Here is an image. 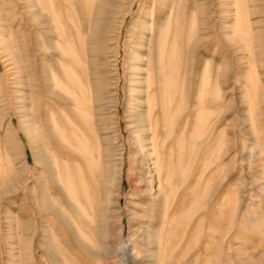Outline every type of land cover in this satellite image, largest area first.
<instances>
[{
  "label": "rangeland",
  "instance_id": "374dc122",
  "mask_svg": "<svg viewBox=\"0 0 264 264\" xmlns=\"http://www.w3.org/2000/svg\"><path fill=\"white\" fill-rule=\"evenodd\" d=\"M28 1L31 8L45 2L56 16L47 17L50 32L44 33L38 18H21V0H0V188L14 173L21 180L0 193V264H264V0H180L181 9L184 3L188 9L173 21L180 30L171 40V47L178 46L172 47V55H179L173 56L167 74L170 89L156 98L164 119L153 120L164 129L168 143L159 196L153 160L141 154L135 140L138 108L131 92L141 22H149L154 2L77 0L83 17L79 20L76 14L78 28L73 29L76 57L57 38L69 26L72 10L66 18L65 6H74V1ZM112 1L117 2L114 19L105 27L112 41L103 47V59H97V41L91 34L96 21L102 25L103 20L95 14L108 10ZM35 13H41L40 8L27 15ZM192 36L197 39L193 48ZM3 40L19 55L23 73L15 72ZM41 42L47 49L38 45ZM100 69L109 71L116 97L103 112L92 110L100 104L94 87ZM79 80L84 96L76 105L46 92L47 87L65 92V84L76 89ZM138 99L147 114L145 96V101ZM146 128L151 133L148 123ZM70 131H86L80 140L84 146L92 142L93 149L68 157ZM107 145L114 149L111 160L104 157ZM68 162L82 180L91 177L90 187L84 179V191L78 192L82 199L84 193L88 196L77 208L78 239L66 235L52 217V237L39 247L37 240L27 239L33 232L31 211L46 189L53 192L51 203L60 207L63 198L56 196L61 192L57 186L66 182ZM106 164H113L117 178L112 192L105 194Z\"/></svg>",
  "mask_w": 264,
  "mask_h": 264
},
{
  "label": "bare ground",
  "instance_id": "6f19581e",
  "mask_svg": "<svg viewBox=\"0 0 264 264\" xmlns=\"http://www.w3.org/2000/svg\"><path fill=\"white\" fill-rule=\"evenodd\" d=\"M69 1V0H68ZM72 3L74 1V6H70L69 7L65 6L67 8L66 10V18L68 15V10L71 9V15H69V26H67L64 30H60L57 33V38L59 39V45L60 43H64L67 46V50L74 54L77 57V49L75 48L73 42V29L77 27V20L79 18H82V12L80 9V6L76 7L75 3L77 5V0H71ZM50 2V1H49ZM154 2V3H153ZM115 3H117L116 1H112V4L108 6V10H101L99 13H96L95 15L100 18H102L103 20V24L100 25L101 23H96L93 25L92 28V34H91V38L93 40H96L97 45L95 48L97 52V54H99V57L97 59H103L100 55V53L102 52L103 47H105L108 43V40L112 41V37L110 35V37L105 34L107 33V28L106 24L108 23V26H110L114 19V8H115ZM152 7L150 12L148 13L149 17V22L146 21V18H144V20L141 22V41L139 43V46L141 48L140 52L135 53L133 59V69H134V79L132 81H134L135 86L133 87V89L131 90V92L133 93L134 98L132 97L133 101L136 102V107L138 108V110H136V112H134V118H135V122H136V130H134L135 135H136V142L138 145V148L141 152V154L144 155V157L148 158L150 161L153 162V171H154V175H155V179L157 182V195L159 196L162 193V176L163 174L166 172V166H167V157L166 155V149L167 148V141H166V135H164V129L163 128H159L153 120H155V118L157 120H162L164 119L165 116V111L163 106H160L158 104H156V98L160 97V94L162 92H167L168 89H170V86L167 85V74L171 73V70L173 68V61L174 58L173 56L176 55L178 53V51L176 52V54L174 53V55H172V51L178 47L175 45V42L173 43L172 47H175L174 49H172L171 47V40L174 37L175 34H177L178 36V32L176 33L175 30L176 28L174 27V23L173 21L175 20V18H178V16H182L184 14L187 13V9L188 7H186V3H184L186 9H181V2L180 0H152ZM21 8L23 10H25V14H21V18H25V19H39V21L37 22V24H41L43 26V32L44 33H49L50 30L46 29V25L48 24L47 17L50 18H54L55 16L52 15L53 13L51 12V9L49 10V8H47L45 2H40L37 3V6H35V8H31L30 6V2L28 0H21ZM107 4V3H106ZM55 4H52L50 8H52ZM112 5H114L112 7ZM188 6V4H187ZM40 8L41 13H35L32 16H28L27 13L29 11H34L36 10V8ZM97 10V9H96ZM11 12V11H10ZM54 12V11H53ZM62 12V11H61ZM191 12V11H190ZM76 14L80 17H78V19L76 20ZM74 15V17H73ZM193 15V12H192ZM54 16V17H53ZM58 16V15H57ZM95 16V18H97ZM185 16V15H184ZM98 17V18H99ZM194 17V16H193ZM192 16L189 17V19L191 20L190 23L191 24H195V20ZM182 19V17H181ZM188 20V18H186ZM29 20V21H30ZM80 20V19H79ZM101 20V19H100ZM60 21V20H59ZM189 21V20H188ZM180 22V21H179ZM184 22V21H183ZM206 22V21H204ZM53 23H54V19H53ZM62 23V21H61ZM80 23V22H79ZM182 23V22H181ZM176 24V23H175ZM186 24V23H185ZM184 25V24H183ZM188 25V24H187ZM191 25V26H193ZM48 26V25H47ZM181 26V25H180ZM184 27V26H183ZM4 28V27H1ZM51 28V27H50ZM78 28V27H77ZM179 28V26H178ZM183 29V28H182ZM76 30V29H75ZM180 30V29H177ZM176 30V31H177ZM193 30V28H192ZM54 31V30H53ZM182 31V30H181ZM180 31V33H181ZM32 32V31H31ZM186 34H188L187 32H185ZM77 35V34H76ZM107 35V36H106ZM66 36L69 37L66 38ZM176 36V37H177ZM182 35H180L181 38ZM102 37V38H101ZM175 37V38H176ZM178 39V38H177ZM177 39H174L177 41ZM179 40V39H178ZM197 39H194V36H192L191 41L192 42V48L193 46H195V41ZM75 42V41H74ZM178 42V41H177ZM187 42V41H185ZM2 45L6 51H8L7 53H11L12 55V59H13V63L15 64L14 68H15V72L17 74H21L24 72L23 70V66L20 65V60H19V55L16 57V55H14L11 51L12 47L10 46L9 43H7L5 40L1 41ZM179 44V42H178ZM38 45H41L42 49L45 50L47 49L43 43H38ZM37 45V46H38ZM76 45V43H75ZM95 45V44H94ZM180 46V45H179ZM26 47V46H25ZM56 47V46H55ZM23 49V48H22ZM57 49V48H56ZM93 48V51L95 50ZM98 49V50H97ZM106 49V47L104 48V50ZM178 49V48H177ZM176 49V50H177ZM39 50V49H38ZM67 51V52H68ZM68 52V53H69ZM92 52V51H90ZM105 52V51H104ZM175 52V51H174ZM62 53V52H60ZM69 53V54H70ZM96 53V52H95ZM181 53V52H180ZM5 54V53H4ZM24 54V53H23ZM27 54V53H26ZM96 54V56H97ZM7 54H5L6 56ZM9 55V54H8ZM25 55V54H24ZM179 55V54H177ZM10 56V55H9ZM75 56L71 55V57L75 58ZM29 58V57H28ZM106 58V57H105ZM98 61V60H97ZM179 61V60H178ZM47 64V63H46ZM52 66V65H51ZM66 67V66H65ZM107 67V66H106ZM178 67V65H177ZM180 67V65H179ZM49 68V67H48ZM52 68V67H51ZM69 69V67H67ZM53 69V68H52ZM51 69V70H52ZM97 69V68H96ZM43 71L45 69H42ZM41 70V71H42ZM178 70V69H177ZM179 71V70H178ZM40 72V71H39ZM39 72L37 74H39ZM47 72V71H46ZM43 73V72H41ZM40 73V75H41ZM103 73V74H102ZM108 73L109 71H104L102 69L99 71H95V74L97 75L95 82H94V87H96V95L97 99L95 100L96 103H100L99 105H96V107H93L92 110L96 109L97 111H105L107 109V102L111 101V100H116V97H114V92L112 91L114 86V83H110L108 82ZM178 73V72H176ZM47 74V73H46ZM46 74H43L46 75ZM49 74V73H48ZM51 74V73H50ZM54 74V73H53ZM86 75V74H85ZM39 77V75H38ZM48 78H50L49 76H47ZM54 77V76H53ZM23 77H19V82H22ZM76 79V77H74ZM179 78V77H178ZM38 79V78H37ZM45 79V78H44ZM43 79V80H44ZM58 78H56L55 81ZM70 79H73L72 77ZM42 80V81H43ZM49 80V79H48ZM51 80V79H50ZM41 81V80H40ZM39 81V83H41ZM73 81V80H72ZM173 79L171 80V86L173 84ZM178 81V80H177ZM45 82V81H44ZM53 82V81H52ZM77 83V82H76ZM79 86L76 87V89H71L67 84H65V86L67 87V89L64 91H59V89H48L49 87H47L46 92L48 91V93H50L52 95V97H55L56 99H62L63 101L69 103V101L72 102V104L76 105L77 99L78 98H83V90L84 87L82 85V83L79 80ZM176 83V82H175ZM178 83V82H177ZM176 83V84H177ZM91 84V83H90ZM170 84V83H169ZM52 86V85H51ZM175 86V85H174ZM45 87V86H44ZM58 87V86H57ZM176 87V86H175ZM52 88V87H51ZM75 88V87H74ZM31 90V89H30ZM42 90V89H41ZM173 90V89H172ZM171 91V90H170ZM169 93V92H168ZM167 93V94H168ZM38 94V93H37ZM78 95L82 96V97H78ZM143 96H145L146 98V111L147 114H145L142 111V101L138 98H142ZM165 97V96H164ZM22 98V97H21ZM143 101H145L143 99ZM163 102V101H162ZM38 103V102H37ZM71 104V105H72ZM160 104V102H159ZM92 105V103H91ZM156 105V106H155ZM165 105V104H163ZM171 106V105H170ZM169 107V106H168ZM167 107V109H169ZM27 109V108H26ZM179 109V108H178ZM74 110V108H73ZM75 111V110H74ZM178 111V110H177ZM169 112V110H168ZM175 112V111H174ZM98 113V112H97ZM80 114V113H79ZM100 114V113H99ZM176 114V113H175ZM68 115V114H67ZM103 115V114H102ZM73 117V116H72ZM133 117V116H132ZM147 117V118H146ZM168 117V114H167ZM31 118V117H30ZM67 118V117H66ZM70 120V119H69ZM73 120V119H72ZM22 122V121H20ZM87 122V121H86ZM69 123V122H68ZM73 123V122H72ZM91 123V122H90ZM149 124L150 126V131L151 133H149V131L146 128V124ZM27 124V123H26ZM84 124V123H83ZM101 124V123H100ZM155 124V126H154ZM71 126V124H68ZM22 126V125H21ZM95 126V125H94ZM29 127V126H28ZM24 129V128H23ZM28 129V128H27ZM26 129V130H27ZM91 131V130H90ZM86 132V131H85ZM85 132H77V134L72 131H70V133L67 136V145L65 144L66 148H67V155L70 158H74L75 153H78V151H83L85 152V148L89 151H91L93 148L91 147L92 142L90 141H85V146L83 144V141H81V135H86ZM99 131H96V133ZM171 132V131H170ZM31 133V132H30ZM92 133V132H91ZM94 134V133H93ZM170 134V133H169ZM97 134H95L96 137ZM172 135V133H171ZM94 136V135H93ZM108 136V135H107ZM31 137V136H30ZM87 137V136H86ZM94 137V140L96 139ZM100 137V136H98ZM159 138H161V140H159ZM60 139V138H58ZM85 139V138H84ZM99 139V138H98ZM102 139V138H100ZM101 141V140H100ZM104 141V140H103ZM171 141V140H170ZM55 142V140H54ZM53 142V143H54ZM64 143V142H63ZM56 144V143H55ZM58 144V143H57ZM62 144V143H61ZM60 146V145H59ZM64 146V145H63ZM64 146V147H65ZM96 146V145H95ZM94 146V147H95ZM173 146V145H172ZM113 146L111 145H107L106 146V153L107 154L105 157V159H109L111 160L112 157L114 156L112 152H114L112 150ZM172 149V147H170ZM101 149V148H100ZM96 149H94L95 151ZM101 151V150H100ZM103 151V149H102ZM93 152V151H92ZM105 152V151H104ZM43 156V155H42ZM79 156L77 155V158ZM46 158V157H45ZM80 158V157H79ZM85 159H89L85 158ZM75 161V160H74ZM108 161V160H107ZM79 162V161H77ZM79 164V163H78ZM73 165V164H72ZM69 164L66 166V171L67 174L65 176L66 177V182L62 185V186H57V190L61 191V192H57L56 196L57 197H62L63 198V203L60 205V207H57L55 204L51 203L52 202V196H53V192L51 193L50 190L46 189V192L44 194H42L43 196L41 197V201L39 203L36 202L35 205V209L32 210V214L29 220H31L32 224H33V232L32 234L27 235V239L29 240V242H35L36 240L39 242V247H41V245H43L42 243L47 241L50 237H52V224L49 223L50 219H52V217H57V219L61 222L62 226L64 227V229L66 230V235H68L69 237H71L74 240L76 239V231L77 229H75V217L78 215V211L77 208H79V210L82 208L83 206V201L85 199H88L87 194L84 193V199L80 198L79 196L81 194H78L79 191H84V183H82V181L84 179H86V183L89 185H91V177L90 176H84L82 178H84L83 180L79 177L78 173H76L74 167ZM80 165V164H79ZM91 165V164H90ZM105 165V164H104ZM103 165V166H104ZM107 167H105V171H103L102 174H104L103 177V181H104V193H111L112 192V183L113 181L116 182L115 177L116 173L115 171L112 169V165L113 164H106ZM87 166V165H86ZM93 166V165H92ZM90 167V166H89ZM101 166H99L100 168ZM76 168V167H75ZM94 168V166H93ZM79 170V169H78ZM89 170V169H88ZM101 170V169H100ZM17 171V170H16ZM15 171V172H16ZM19 171V170H18ZM24 171V170H23ZM51 171V170H50ZM96 172V170H94ZM99 171V170H98ZM84 172V171H83ZM82 172V173H83ZM86 172V171H85ZM84 172V173H85ZM93 172V171H92ZM101 172V171H99ZM80 173V172H79ZM82 173L80 174V176L82 175ZM98 174V173H96ZM95 174V175H96ZM97 176V175H96ZM99 176V174H98ZM22 177V176H21ZM60 177V176H59ZM58 180V178H57ZM60 180V179H59ZM58 180V181H59ZM20 177L19 174L14 173L13 176L9 179V183H7L6 185H3V187L0 188V193L2 192V190H4V188L7 187H12L13 185H17L20 182ZM102 181V178H101ZM58 183V182H57ZM63 183V182H61ZM55 184V183H54ZM60 184V183H59ZM99 187V186H98ZM63 191H62V189ZM94 188V187H93ZM89 189V188H87ZM99 191V190H98ZM63 192V193H62ZM90 192V190H89ZM95 192V191H93ZM101 192V191H100ZM95 194V193H94ZM92 193V195H94ZM103 194V192H102ZM105 194H103L105 196ZM66 195V196H65ZM89 195V193H88ZM96 196V195H94ZM94 196H90V197H94ZM107 196V195H106ZM165 196V197H164ZM164 198H167L166 195H163ZM28 198V197H27ZM96 198V197H95ZM163 198V200H164ZM32 199V198H31ZM102 199V198H101ZM93 200V199H92ZM166 200V199H165ZM164 200V201H165ZM60 201V200H59ZM163 201V202H164ZM21 210V209H20ZM27 210V209H25ZM30 211V210H29ZM104 211V210H103ZM22 212V211H21ZM25 212V211H24ZM30 212V213H31ZM84 212V211H83ZM88 212V211H87ZM23 214V212H22ZM28 216V215H27ZM37 216V217H36ZM78 217V216H77ZM85 217V216H84ZM24 218V216H23ZM25 219V218H24ZM27 220V219H26ZM23 221V220H22ZM15 225L17 223H14ZM20 224V223H19ZM16 227V226H15ZM25 227V226H24ZM30 227V226H29ZM9 229H12L10 227H8ZM26 228V227H25ZM27 229V228H26ZM158 231V230H157ZM105 234V233H104ZM25 236V235H24ZM23 236V237H24ZM81 236V235H80ZM20 237V236H19ZM25 238V237H24ZM81 239V237H80ZM22 242V240H19ZM20 242V243H21ZM27 243V241H26ZM77 243V242H76ZM18 244V243H17ZM16 244V245H17ZM23 244V242L21 243ZM79 244V243H78ZM82 244V243H81ZM11 245V244H10ZM13 245V244H12ZM20 245V244H19ZM19 245L18 248H19ZM26 245V244H25ZM23 245V248L24 246ZM50 245V244H49ZM75 245V244H74ZM84 245V244H82ZM81 245V246H82ZM27 246V245H26ZM22 247V246H21ZM83 248V247H82ZM86 249V248H85ZM15 250V249H14ZM19 250V249H18ZM19 253H21L19 251ZM29 253V251H28ZM94 253V252H92ZM14 255V254H13ZM19 255V254H18ZM93 255V254H92ZM14 257V256H13ZM12 257V258H13ZM17 258V257H16ZM21 258V257H20ZM18 261V260H16ZM15 261V262H16ZM50 261V260H49ZM53 261V260H52ZM20 262V261H18ZM20 264V263H19Z\"/></svg>",
  "mask_w": 264,
  "mask_h": 264
}]
</instances>
